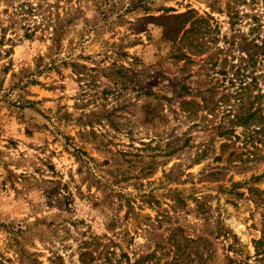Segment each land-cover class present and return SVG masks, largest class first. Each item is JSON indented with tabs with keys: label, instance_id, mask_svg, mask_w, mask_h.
<instances>
[{
	"label": "rangeland",
	"instance_id": "1",
	"mask_svg": "<svg viewBox=\"0 0 264 264\" xmlns=\"http://www.w3.org/2000/svg\"><path fill=\"white\" fill-rule=\"evenodd\" d=\"M263 237L264 0H0V264Z\"/></svg>",
	"mask_w": 264,
	"mask_h": 264
},
{
	"label": "trees",
	"instance_id": "2",
	"mask_svg": "<svg viewBox=\"0 0 264 264\" xmlns=\"http://www.w3.org/2000/svg\"><path fill=\"white\" fill-rule=\"evenodd\" d=\"M238 264H264V237L255 243V255L253 260L250 258L240 261Z\"/></svg>",
	"mask_w": 264,
	"mask_h": 264
}]
</instances>
